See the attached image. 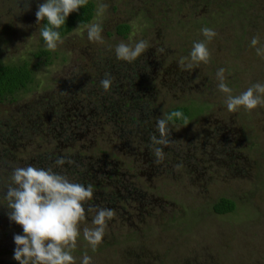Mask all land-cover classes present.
<instances>
[{
    "label": "rangeland",
    "instance_id": "rangeland-1",
    "mask_svg": "<svg viewBox=\"0 0 264 264\" xmlns=\"http://www.w3.org/2000/svg\"><path fill=\"white\" fill-rule=\"evenodd\" d=\"M90 1L92 17L75 23L52 51L35 16L45 0H32L30 11L23 0H0V65L27 62L32 69V82L0 101V154L57 173V159H76L80 173L70 174L72 181L93 170V179L81 182L94 190L85 207L110 208L115 217L95 251L81 235L76 264L84 254L92 264H264V105L229 112L216 77L225 69L234 96L264 84V56L251 46L253 37L256 47L264 45V0ZM98 3L109 6L102 16ZM91 23L102 25L103 44L88 39ZM121 24L129 27L124 35L115 32ZM204 27L217 33L210 42ZM141 40L149 47L134 62L117 59L119 43ZM200 41L210 62L188 69L180 59ZM106 76L107 91L100 83ZM73 105L88 106L91 121L67 142L56 141L50 124L57 116L78 121ZM177 105L190 114L169 123L172 142L157 163L151 136ZM221 197L234 203L231 212L212 211ZM93 217L88 213L81 229L92 227ZM15 247L1 230L0 264H17Z\"/></svg>",
    "mask_w": 264,
    "mask_h": 264
},
{
    "label": "clouds",
    "instance_id": "clouds-1",
    "mask_svg": "<svg viewBox=\"0 0 264 264\" xmlns=\"http://www.w3.org/2000/svg\"><path fill=\"white\" fill-rule=\"evenodd\" d=\"M32 0H23V5L30 11ZM88 0H45L38 5L35 13L36 22L46 21L41 29V36L49 50L55 51L64 41L59 29L65 25L67 17L84 7ZM108 4H97V16H102L108 9ZM88 39L92 42L104 43L102 25L91 23L86 25ZM202 35L210 42L217 33L208 27L201 29ZM206 41L196 42L188 57H181L180 63L191 69L199 63H209L211 53ZM258 37H253L251 46L256 48L258 56H264V45ZM149 47L147 41L141 40L130 47L121 42L115 48L117 59L134 62ZM163 51V49H161ZM225 69L217 71L219 90L226 95V106L229 112L240 108L251 112L264 105V84L256 83L240 95H232V89L225 82ZM101 86L107 91L112 79L106 76L101 80ZM173 118H184L180 111H173L166 118L157 121L159 136H151L156 162L165 159L164 148L169 146L171 131L169 122ZM66 163L64 158L56 161L57 166ZM3 198L7 201L8 219L23 229V234L13 237L15 249L13 259L17 264H76L72 254L77 248L82 235L83 240L93 251L103 241L108 222L115 217V211L110 208L85 207L94 197L91 184L70 180L66 175L54 172L51 168L43 169L34 166L15 167L10 176ZM94 213L92 227L81 225L85 223L87 214ZM81 264H92V257L84 254Z\"/></svg>",
    "mask_w": 264,
    "mask_h": 264
},
{
    "label": "trees",
    "instance_id": "trees-1",
    "mask_svg": "<svg viewBox=\"0 0 264 264\" xmlns=\"http://www.w3.org/2000/svg\"><path fill=\"white\" fill-rule=\"evenodd\" d=\"M92 13H93V4L90 0H88V3L84 7L80 8L76 12L71 13L67 17L65 25L59 29L61 37L67 34L73 28L75 23L87 22L92 17ZM45 24H46V21H42L41 28H40V38L42 41L44 40L41 36V29L45 26ZM128 29L129 27L126 24H121V25L116 26L115 32L120 35H124L128 31ZM40 54L43 55L44 57L49 56L46 51H41L38 53V55ZM31 82H32V69H30L27 62H23L19 64L0 65V101L12 97L13 94H15L16 92L22 89H25V87ZM73 106L77 108L78 117L82 115L84 119H80V117L78 118L75 115L78 121H73V122L66 124L64 120H66L67 118L65 119V117L59 118V116H57L56 118H54V121L52 122V124H50L51 129H49L50 131L49 133H51V136L54 137L56 141L61 139L67 142L69 139V136L72 135L71 137H73L74 134L76 135V134H79L80 132L82 133L86 131L87 122L89 124V122L91 121L88 115L89 114L88 106L87 107L84 105L82 106V108L83 107L86 108L87 111L82 110L80 106H75V105ZM173 111L182 112L184 118H179V119L173 118V120L170 121L169 123H182L190 114L186 106L177 105L172 108H169L166 111L165 118ZM73 112L75 114L76 110L72 109V113ZM67 120H69V118ZM91 130H95L94 126L89 127L88 125L86 133L89 135L90 134L93 135L94 133H92ZM1 140H4V139H1ZM6 156H8L6 151L3 154H0V228L2 230V236H6V237L9 236L10 239L13 240L14 235L18 234L16 232V229L18 228L19 225L15 224L14 222H13V226L9 224L12 221L7 219L9 210L6 207L7 201L3 198V195L6 194V192L5 193L3 192L6 191V187L10 183V176H11L13 168L27 167L28 164L9 161L6 159ZM65 161L66 163L62 166H57L56 164H54L57 171H59L60 173L61 172L66 173V176L68 178H71L70 174L72 173H73L72 174L73 177H75L74 175L76 173H80V170H77L74 168L75 163H78L79 165V162L74 163V161L72 160H65ZM90 165H92V163L88 162V167L82 168L81 171L82 172L86 171V169L89 168ZM93 175H94L93 170L91 169L85 175L86 178L84 181L74 180V182H78V183L89 182L91 181L90 179H93L91 178V176ZM99 175L103 177L102 174H99ZM211 208H212V211L216 214H226L233 210L234 203L228 198L221 197L212 205Z\"/></svg>",
    "mask_w": 264,
    "mask_h": 264
}]
</instances>
